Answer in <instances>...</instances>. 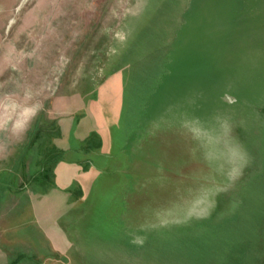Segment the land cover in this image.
I'll list each match as a JSON object with an SVG mask.
<instances>
[{
    "label": "rangeland",
    "instance_id": "obj_1",
    "mask_svg": "<svg viewBox=\"0 0 264 264\" xmlns=\"http://www.w3.org/2000/svg\"><path fill=\"white\" fill-rule=\"evenodd\" d=\"M0 264H264V0H0Z\"/></svg>",
    "mask_w": 264,
    "mask_h": 264
},
{
    "label": "bare ground",
    "instance_id": "obj_2",
    "mask_svg": "<svg viewBox=\"0 0 264 264\" xmlns=\"http://www.w3.org/2000/svg\"><path fill=\"white\" fill-rule=\"evenodd\" d=\"M142 165V164H141ZM140 170V169H139ZM135 171V170H134Z\"/></svg>",
    "mask_w": 264,
    "mask_h": 264
}]
</instances>
